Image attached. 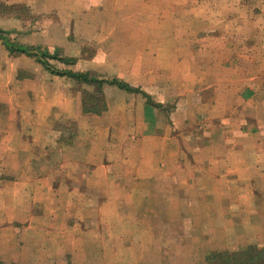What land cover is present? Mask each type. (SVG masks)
<instances>
[{
  "label": "crops",
  "instance_id": "obj_1",
  "mask_svg": "<svg viewBox=\"0 0 264 264\" xmlns=\"http://www.w3.org/2000/svg\"><path fill=\"white\" fill-rule=\"evenodd\" d=\"M9 1L37 14L1 28L86 65L71 21L103 20L115 42L87 70L113 65L135 91L106 84L86 111L74 79L0 38V260L165 264L199 243L198 212L225 220L237 196L264 225V0Z\"/></svg>",
  "mask_w": 264,
  "mask_h": 264
},
{
  "label": "rangeland",
  "instance_id": "obj_2",
  "mask_svg": "<svg viewBox=\"0 0 264 264\" xmlns=\"http://www.w3.org/2000/svg\"><path fill=\"white\" fill-rule=\"evenodd\" d=\"M9 1V0H8ZM14 1L17 0H10L8 3H15ZM31 1V0H30ZM73 2L69 1H60L58 3V8L63 12V14H67L68 12L71 13V11L74 14H78L80 11L81 4L79 3L78 0H72ZM19 4V3H18ZM24 4V5H23ZM22 5L19 4L20 6H24V9L26 11L23 12V10H20L18 8V11L20 10L21 13L27 12L29 16L24 19V25L25 28H28L32 25L34 22L35 18H32L37 14L35 8H31V5H28L27 3H23ZM56 4V2H55ZM27 5V6H25ZM83 5V4H82ZM93 9V16H95L96 12L99 13V10L97 8L96 4H91ZM73 17V16H72ZM47 20H44L43 22H46ZM101 19L93 17L88 21L87 24L84 23V20L81 18H73L72 19V27L77 28V29H82V33L80 34H73L72 39H73V44L70 45L71 51L76 53L81 52L79 55L82 59H91L95 58L96 54H101V50H103L104 46L107 47L108 45L110 46L111 43L115 42L112 40V35H107V36H102L99 34L97 28L99 26V23H101ZM110 22V20H108ZM42 25V24H41ZM84 30H86L84 32ZM12 39H17L19 41H22L25 43L26 36H21V35H16L11 34ZM74 39L77 40L75 43ZM25 44H30V43H25ZM82 45L80 48L79 45ZM35 45V44H34ZM53 49V48H51ZM112 47H109V50H111ZM54 50H52L53 52ZM71 51L68 49V53H71ZM61 53V52H60ZM65 54V52H63ZM62 53V54H63ZM103 53V52H102ZM71 56V55H70ZM36 62L35 57L30 59L29 62L34 63ZM89 65L85 64V61H80L78 60L75 64L72 65H65V64H59L55 60H53V64L55 66H58L60 68H68L74 71H81V70H87L92 69L90 66V60H88ZM109 63H112L110 60H108ZM85 65H84V64ZM29 67L28 65H26ZM101 66V65H100ZM110 67L105 70L104 68L100 67V71L93 69L97 71L98 73H101L102 75L105 76H115L114 74L111 73V69L113 68V65H109ZM42 67V66H41ZM43 68V67H42ZM73 92H79L81 91V96L82 95V90L77 89V86L75 84L72 85ZM239 201L240 198L237 196L234 200H232L231 204V209H227L225 211V214L231 215V217L226 216V219L224 220V217L222 215V211L218 208L219 203H217V207L215 212H198L199 218L201 221V226H200V237L197 242L199 243H194V246L191 251H185L182 255L180 254L178 258H175L173 255H168L167 258L165 259V264H202L205 262V259L207 258L208 255L211 253L217 252V251H239L243 250L245 248L250 247L251 245H256L258 243H263L264 244V225L262 227L256 228L254 226V222L257 223L258 219L254 217L253 212L255 210H249L247 212V224L243 223V214L240 215V210H239ZM220 207V206H219ZM256 212V211H255ZM214 221V222H213ZM213 222V223H212ZM249 226V227H248ZM179 238H187L185 233L180 234ZM263 241V242H261ZM259 246L264 247L262 244H259ZM179 254V253H178ZM190 256L196 257V262H193V258ZM146 258L139 259V262H144ZM127 260H124V262ZM107 264H110V262H106Z\"/></svg>",
  "mask_w": 264,
  "mask_h": 264
},
{
  "label": "trees",
  "instance_id": "obj_3",
  "mask_svg": "<svg viewBox=\"0 0 264 264\" xmlns=\"http://www.w3.org/2000/svg\"><path fill=\"white\" fill-rule=\"evenodd\" d=\"M20 10L26 11L24 6L19 4H3L0 3V15H19ZM29 14L23 13L21 17L23 19L27 18ZM9 31L4 30L0 27V38L7 45L11 51H21L25 54L35 57L45 68H47L51 73L57 75H66L75 80V85L77 89H81L83 108L87 111L91 109H103L106 107V101L104 97V86L106 84L116 85L119 88L133 90L124 80L115 76H105L98 73L95 70H81L74 71L68 68H60L53 64V60L59 64L72 65L75 64L79 58L75 56H67L59 53V49L49 48L48 46L42 45H27L19 44L13 41L9 37ZM87 86L83 88V86ZM0 264H15L11 262H5L0 260ZM202 264H264V247L258 245H251L248 248L239 251H217L211 253L205 259Z\"/></svg>",
  "mask_w": 264,
  "mask_h": 264
}]
</instances>
